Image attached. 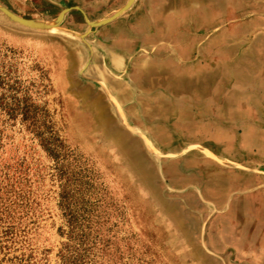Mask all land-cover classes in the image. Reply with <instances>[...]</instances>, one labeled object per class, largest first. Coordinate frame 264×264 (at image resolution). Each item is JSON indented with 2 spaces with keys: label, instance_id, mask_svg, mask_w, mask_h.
I'll return each mask as SVG.
<instances>
[{
  "label": "rangeland",
  "instance_id": "1",
  "mask_svg": "<svg viewBox=\"0 0 264 264\" xmlns=\"http://www.w3.org/2000/svg\"><path fill=\"white\" fill-rule=\"evenodd\" d=\"M0 264H264V0H0Z\"/></svg>",
  "mask_w": 264,
  "mask_h": 264
},
{
  "label": "water",
  "instance_id": "2",
  "mask_svg": "<svg viewBox=\"0 0 264 264\" xmlns=\"http://www.w3.org/2000/svg\"><path fill=\"white\" fill-rule=\"evenodd\" d=\"M11 16V18H13V20H16V21H18V22H23V21H21V20H19V19H17V18H15L14 16H12V15H10ZM24 24H28L27 22H23Z\"/></svg>",
  "mask_w": 264,
  "mask_h": 264
}]
</instances>
